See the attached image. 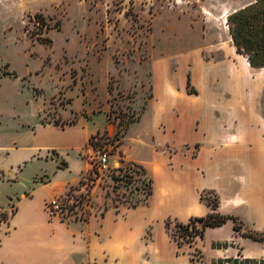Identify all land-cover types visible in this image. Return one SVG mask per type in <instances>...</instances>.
<instances>
[{"label": "rangeland", "instance_id": "374dc122", "mask_svg": "<svg viewBox=\"0 0 264 264\" xmlns=\"http://www.w3.org/2000/svg\"><path fill=\"white\" fill-rule=\"evenodd\" d=\"M251 1L0 0V213L6 218L0 226L17 211L23 191L32 197L22 208L27 205L25 212L40 225L44 213L68 226L98 229L105 217L103 231L113 253L140 256L139 264H152L151 258L159 256L168 264H201L202 251L194 244L204 233L187 243V238L172 239L165 229L168 218L170 233L176 222L186 225L191 219L182 223L172 215L173 188L161 193L164 182L175 184L174 176H159L155 188L142 162H151L154 152L171 165L169 158L186 153L185 146L179 147L185 140H198L190 150L196 156L199 145L220 136L223 122L229 133L264 136V68L250 69L246 79L228 66L237 59L226 17ZM154 67H160L157 96ZM166 72L174 89L171 96H189L191 101L169 97ZM132 115L140 120L124 135L118 122ZM161 123L167 130L179 126L181 132H162ZM15 147L23 150L14 152ZM91 148L109 149L111 162L134 163L125 156L141 162L134 164L143 168V177L124 184L113 181L110 173L95 174ZM33 155V163L24 166ZM48 179L53 187H35ZM47 198L60 203L54 217L48 214V202L42 208ZM199 200L205 206L219 205L213 191L200 192ZM237 223L243 236H264ZM152 241L157 248H144ZM79 261L86 264L87 255L73 256L72 262ZM244 264H264V257Z\"/></svg>", "mask_w": 264, "mask_h": 264}, {"label": "crops", "instance_id": "0c3cea01", "mask_svg": "<svg viewBox=\"0 0 264 264\" xmlns=\"http://www.w3.org/2000/svg\"><path fill=\"white\" fill-rule=\"evenodd\" d=\"M252 2L242 3L238 9L231 12L242 9ZM224 14L227 15L225 12ZM233 48L235 52L233 59L237 60L234 66H230L229 63L228 66L233 72L246 77L251 74L250 69L252 68L243 56L236 53L234 46ZM158 68L160 67H154L153 71L155 96H157L156 72H158ZM166 78V91L169 97L176 100L185 99L184 102L192 100L189 96L187 98L171 96L174 89L171 87L170 76L167 72ZM203 78L202 76L201 81ZM202 87L201 82L200 89ZM200 89H198L199 92ZM191 118L199 125L197 115ZM160 126L162 132L167 131L171 135H178L177 133L181 132L179 126L168 128V130L162 123ZM220 132V136L215 141L208 140L202 145L207 144L206 147L199 145L196 156H192L190 150L198 140L190 142L185 140L180 143L179 147L185 146L186 153L169 158L171 165L154 152L152 161L148 164L142 162V164L154 177L155 188L159 176L162 175L164 179L167 176L168 178L174 176L175 184L170 185L172 182H164L161 193L167 194L170 189H174L176 207L172 215L180 222L186 223L192 217L206 216L210 210L200 202L199 193L213 191L219 198V205L215 213L235 218L252 231L264 232V136H261L259 132L247 133L243 130L229 133L224 122ZM31 136L35 137V135ZM47 148L49 147L44 149ZM19 149L15 147V150L12 149V151L17 152ZM34 152H37V147L34 148ZM34 157L35 155L23 161L24 166L33 163ZM124 159L128 162L141 163L126 158V156ZM36 160L38 161V159ZM120 164V161H110V166L114 168ZM86 171L85 167L82 175ZM35 177L33 176L32 179ZM79 179L80 176L73 183H66L51 196L62 193L67 185H72ZM35 187L50 188L53 187V184L48 179L46 182L35 183ZM27 194L23 191L19 194L16 203L17 211L6 226H0V264H66L69 262L83 264L82 261L72 262L73 256H82V253L87 255L86 264H139L140 256L132 259L112 252L110 241L105 239L107 235L103 231L105 217L98 229L83 228L78 225L68 226L60 221L50 220L44 213V221H41L43 225H40L39 221L29 218V214L25 212L27 205L22 208L23 204H28L31 200V194L29 196ZM48 200L49 198L42 201V208ZM1 202L3 200L0 199ZM233 226L234 223L228 220L222 226L206 228L203 238L194 244L195 248L202 251L201 264H224L228 260L244 264L245 260L250 261L264 257L262 255L264 246L244 237L243 232L235 231ZM40 229L43 231L40 232ZM163 240L165 244H170L164 236ZM150 247L157 248L154 241L144 246V248ZM171 249L173 250L172 246ZM258 251H260L259 254H257ZM159 257L158 260L151 258L150 262L152 264H168L166 260L161 259L162 256ZM144 262L148 263L146 260Z\"/></svg>", "mask_w": 264, "mask_h": 264}, {"label": "trees", "instance_id": "16d2710c", "mask_svg": "<svg viewBox=\"0 0 264 264\" xmlns=\"http://www.w3.org/2000/svg\"><path fill=\"white\" fill-rule=\"evenodd\" d=\"M40 19L41 23L43 18L39 14L36 15V20ZM226 26L228 34L232 41L233 46L235 47L236 53L243 56L248 65L252 69H262L264 68V0H254L251 4L234 11L227 15L226 17ZM40 41H46L41 40ZM188 84V82H187ZM193 93V92H190ZM109 119V117H108ZM140 120V115L128 116L126 120L120 119L119 124L123 126L124 135L133 123H137ZM55 126L63 128L64 125H60L57 121H54ZM72 123L70 122L69 125ZM101 138H97V141L103 140V135ZM91 139V138H90ZM101 139V140H99ZM95 142L97 143V141ZM123 164V162H121ZM92 171L97 174L95 167L92 168ZM108 173L112 174L111 178L113 181L120 183L128 184L130 179L137 178L138 176L143 177V168L134 163L123 164L120 168L111 170ZM89 178H86L88 180ZM144 180V179H143ZM83 181V180H82ZM142 181V180H141ZM83 185V184H82ZM200 200L201 197H200ZM211 212L204 217H194L189 220V223L182 225L178 222L175 223L174 233H170L171 219H166L165 229L169 236L175 240V237L187 238V243H192L197 237L201 238L203 236L204 230L206 228H214L222 226L228 220H231L234 223V230L240 231V224L237 223V220L232 217L222 216L215 213L218 208V204L214 203L209 206ZM201 224L199 230L196 229L195 224ZM245 237H248L257 242L264 243V236L262 234H244ZM180 245V243H177ZM237 264V261H234ZM244 263H250L249 260H245Z\"/></svg>", "mask_w": 264, "mask_h": 264}, {"label": "built area", "instance_id": "2783aa9c", "mask_svg": "<svg viewBox=\"0 0 264 264\" xmlns=\"http://www.w3.org/2000/svg\"><path fill=\"white\" fill-rule=\"evenodd\" d=\"M91 150L94 153V167L96 169L97 174H104V173H108L111 170H115L120 168L122 165L120 164L117 167H111L110 166V151L108 150H96L94 151L93 148H91ZM46 208L48 210V214L51 217H54L58 211L60 210V203L58 202L57 199H53L50 202H48V204L46 205ZM5 218V214L4 213H0V224H4L6 221Z\"/></svg>", "mask_w": 264, "mask_h": 264}]
</instances>
